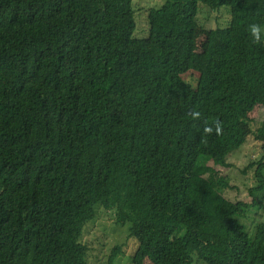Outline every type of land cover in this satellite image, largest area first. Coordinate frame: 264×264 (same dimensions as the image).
<instances>
[{"label": "trees", "instance_id": "16d2710c", "mask_svg": "<svg viewBox=\"0 0 264 264\" xmlns=\"http://www.w3.org/2000/svg\"><path fill=\"white\" fill-rule=\"evenodd\" d=\"M200 5L229 23L198 54ZM146 21L138 39L132 0H0V264H87L97 206L132 264H264V219L243 223L261 203L225 199L218 171L264 109V0H167ZM253 138L255 196L264 120Z\"/></svg>", "mask_w": 264, "mask_h": 264}, {"label": "rangeland", "instance_id": "374dc122", "mask_svg": "<svg viewBox=\"0 0 264 264\" xmlns=\"http://www.w3.org/2000/svg\"><path fill=\"white\" fill-rule=\"evenodd\" d=\"M167 0H132L136 30L134 36L138 39L148 37L147 13L150 9H159ZM229 8L223 7L218 11H211L199 6L194 32V51L201 54L206 49L208 32L216 27L225 28L229 23ZM264 34V29H263ZM185 79L194 82L196 74H188ZM264 120V109L256 108L240 122L237 144L238 149L231 153L226 163L228 168H219V173L229 180V187L222 191L223 197L233 203H245L251 205L253 201L261 203V207L251 210L247 214L248 219L243 221L249 230L256 222L264 219V193L250 194L251 189L259 187L255 177V164L261 157L260 144L253 134L261 126ZM81 242L88 248L87 264H106L114 250L117 256L113 264H132V257L137 249V243L130 238L127 226L116 224L112 212L102 207L95 208L94 219L85 225Z\"/></svg>", "mask_w": 264, "mask_h": 264}]
</instances>
